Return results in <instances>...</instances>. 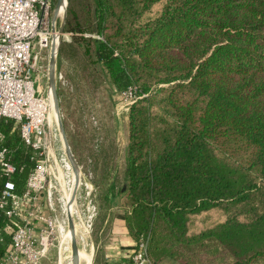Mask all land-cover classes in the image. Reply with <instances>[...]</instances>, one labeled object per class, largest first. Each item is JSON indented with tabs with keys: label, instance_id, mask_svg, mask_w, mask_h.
<instances>
[{
	"label": "trees",
	"instance_id": "trees-1",
	"mask_svg": "<svg viewBox=\"0 0 264 264\" xmlns=\"http://www.w3.org/2000/svg\"><path fill=\"white\" fill-rule=\"evenodd\" d=\"M92 1L86 27L69 0L65 31L114 91L146 95L127 115L115 214L135 250L146 240L154 264H264V0ZM2 130L22 189L33 150L12 122Z\"/></svg>",
	"mask_w": 264,
	"mask_h": 264
},
{
	"label": "built area",
	"instance_id": "built-area-1",
	"mask_svg": "<svg viewBox=\"0 0 264 264\" xmlns=\"http://www.w3.org/2000/svg\"><path fill=\"white\" fill-rule=\"evenodd\" d=\"M53 0H0V264H42L56 244L49 201L56 189L51 166L49 64L55 24ZM121 94L133 96L129 88ZM3 122H12L33 150L32 167L19 189L13 176L23 170L12 161ZM6 236H10L6 242ZM111 264H154L141 240L128 259Z\"/></svg>",
	"mask_w": 264,
	"mask_h": 264
},
{
	"label": "rangeland",
	"instance_id": "rangeland-1",
	"mask_svg": "<svg viewBox=\"0 0 264 264\" xmlns=\"http://www.w3.org/2000/svg\"><path fill=\"white\" fill-rule=\"evenodd\" d=\"M57 2L53 0L51 15L60 36L56 60L58 108L64 133L85 176L80 180L73 221L79 248L92 251L96 258L110 236V227L118 211L120 195H117V188L122 183L126 167L127 115L131 106L146 95L134 89L130 97L113 90L101 66L86 53L87 44L72 40L65 31L69 0L63 16L56 13ZM73 2L81 23L86 27L90 21L94 23V16L89 12L92 0ZM159 7L146 12L140 21L154 18ZM62 27L63 34H60ZM83 36L97 37V34L86 31ZM59 215L64 222L63 237L50 249L42 264H66L71 258V239L68 242L65 239V234L70 231L67 215L61 211ZM163 261L162 264H178L171 258Z\"/></svg>",
	"mask_w": 264,
	"mask_h": 264
},
{
	"label": "bare ground",
	"instance_id": "bare-ground-1",
	"mask_svg": "<svg viewBox=\"0 0 264 264\" xmlns=\"http://www.w3.org/2000/svg\"><path fill=\"white\" fill-rule=\"evenodd\" d=\"M63 14H64V8H61L60 16H63ZM54 30L56 36V45H59L60 36L56 30V24ZM62 31H63V27L60 30V34H63ZM51 114L52 117L55 118H57L58 116L57 111L54 107L52 108ZM60 133L61 132L57 130L51 151V166L56 181L57 197H54V200L52 199L49 201L50 218L52 220V225L56 233V242H57L60 237H63L64 234V230H63L64 222H61L59 212L60 211L64 212L67 215L66 219H68V225L70 231H68V233L65 234V239H67V242L68 240L70 241L71 239V248L73 249V246H75V248L77 249V260H76L77 264H92V257H93L92 251H87L86 249H80L76 239V230H75V224L73 221L72 212L74 211V205H76L74 203L76 201V196L81 179H79L76 176V174L73 173L72 162L69 159V155L67 152L66 140L64 135ZM72 222L74 227L71 229ZM71 258L67 261L66 264H75V261L73 259V254L71 255Z\"/></svg>",
	"mask_w": 264,
	"mask_h": 264
},
{
	"label": "water",
	"instance_id": "water-1",
	"mask_svg": "<svg viewBox=\"0 0 264 264\" xmlns=\"http://www.w3.org/2000/svg\"><path fill=\"white\" fill-rule=\"evenodd\" d=\"M67 0H58L57 5H56V13L60 12L61 8H66L67 7ZM55 21V19H53ZM57 53H58V45H56V39L53 36L52 40V47H51V56H50V64H49V77H48V87H49V100H50V110H49V121H50V143L52 142L53 136L56 134L57 130H59L65 137L66 140V145H67V152L69 155V159L72 162V169L73 173L76 174V176L83 180L85 179V176L83 174L82 168L77 160L75 158V155L72 151V148L70 146V143L64 133L63 129V124L60 118V113H59V108H58V96H57V90H56V85H57V69H56V60H57ZM55 108L57 111V118L52 117V108ZM50 189L52 190L53 194L56 197V189L55 185L53 182L52 176H50ZM74 227L73 222L71 225V229ZM72 254H73V259L75 261V264H77V249L75 246H73L72 249Z\"/></svg>",
	"mask_w": 264,
	"mask_h": 264
},
{
	"label": "crops",
	"instance_id": "crops-1",
	"mask_svg": "<svg viewBox=\"0 0 264 264\" xmlns=\"http://www.w3.org/2000/svg\"><path fill=\"white\" fill-rule=\"evenodd\" d=\"M110 228V236L103 248L99 249L97 257H93L92 264L116 263L128 259L134 252L135 242L127 233L125 221L122 218L114 217Z\"/></svg>",
	"mask_w": 264,
	"mask_h": 264
}]
</instances>
